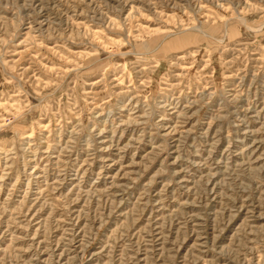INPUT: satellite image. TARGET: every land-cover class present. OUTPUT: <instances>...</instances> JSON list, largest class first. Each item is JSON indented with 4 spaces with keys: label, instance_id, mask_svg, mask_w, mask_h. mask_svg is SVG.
Returning <instances> with one entry per match:
<instances>
[{
    "label": "rangeland",
    "instance_id": "374dc122",
    "mask_svg": "<svg viewBox=\"0 0 264 264\" xmlns=\"http://www.w3.org/2000/svg\"><path fill=\"white\" fill-rule=\"evenodd\" d=\"M0 264H264V0H0Z\"/></svg>",
    "mask_w": 264,
    "mask_h": 264
}]
</instances>
